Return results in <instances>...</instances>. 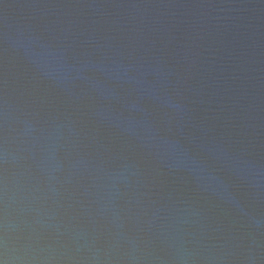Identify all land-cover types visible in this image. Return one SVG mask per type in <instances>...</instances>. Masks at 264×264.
<instances>
[{
  "label": "water",
  "instance_id": "1",
  "mask_svg": "<svg viewBox=\"0 0 264 264\" xmlns=\"http://www.w3.org/2000/svg\"><path fill=\"white\" fill-rule=\"evenodd\" d=\"M0 264H264V0H0Z\"/></svg>",
  "mask_w": 264,
  "mask_h": 264
}]
</instances>
